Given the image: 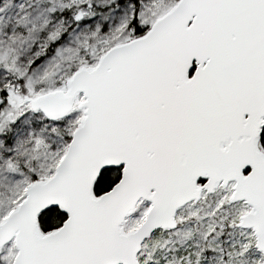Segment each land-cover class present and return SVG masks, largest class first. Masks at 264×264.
Here are the masks:
<instances>
[{"label":"snow or ice","instance_id":"1","mask_svg":"<svg viewBox=\"0 0 264 264\" xmlns=\"http://www.w3.org/2000/svg\"><path fill=\"white\" fill-rule=\"evenodd\" d=\"M0 264H264V0H0Z\"/></svg>","mask_w":264,"mask_h":264}]
</instances>
